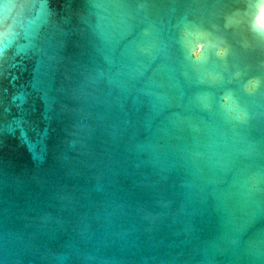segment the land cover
Wrapping results in <instances>:
<instances>
[{
  "label": "water",
  "instance_id": "1",
  "mask_svg": "<svg viewBox=\"0 0 264 264\" xmlns=\"http://www.w3.org/2000/svg\"><path fill=\"white\" fill-rule=\"evenodd\" d=\"M257 4L0 0V264H264Z\"/></svg>",
  "mask_w": 264,
  "mask_h": 264
},
{
  "label": "clouds",
  "instance_id": "2",
  "mask_svg": "<svg viewBox=\"0 0 264 264\" xmlns=\"http://www.w3.org/2000/svg\"><path fill=\"white\" fill-rule=\"evenodd\" d=\"M251 28L258 36L264 38V0H258ZM255 84L256 82H253V86Z\"/></svg>",
  "mask_w": 264,
  "mask_h": 264
}]
</instances>
